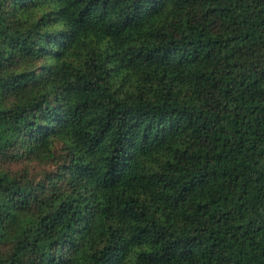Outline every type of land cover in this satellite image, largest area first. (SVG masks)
<instances>
[{"label":"trees","instance_id":"16d2710c","mask_svg":"<svg viewBox=\"0 0 264 264\" xmlns=\"http://www.w3.org/2000/svg\"><path fill=\"white\" fill-rule=\"evenodd\" d=\"M0 264H264V0H0Z\"/></svg>","mask_w":264,"mask_h":264}]
</instances>
